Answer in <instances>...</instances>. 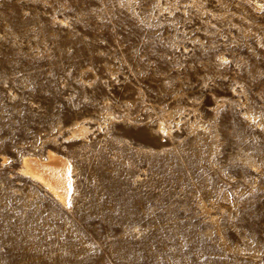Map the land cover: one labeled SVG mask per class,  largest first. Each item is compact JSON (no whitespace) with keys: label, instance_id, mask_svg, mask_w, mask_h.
Segmentation results:
<instances>
[{"label":"rangeland","instance_id":"rangeland-1","mask_svg":"<svg viewBox=\"0 0 264 264\" xmlns=\"http://www.w3.org/2000/svg\"><path fill=\"white\" fill-rule=\"evenodd\" d=\"M0 264H264V0H0Z\"/></svg>","mask_w":264,"mask_h":264},{"label":"bare ground","instance_id":"bare-ground-1","mask_svg":"<svg viewBox=\"0 0 264 264\" xmlns=\"http://www.w3.org/2000/svg\"><path fill=\"white\" fill-rule=\"evenodd\" d=\"M86 130L87 126L75 123L71 134H83ZM69 167V160L50 149L43 158L35 155L23 156L21 164L23 173L43 184L62 204H66L69 198Z\"/></svg>","mask_w":264,"mask_h":264}]
</instances>
